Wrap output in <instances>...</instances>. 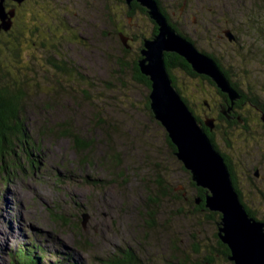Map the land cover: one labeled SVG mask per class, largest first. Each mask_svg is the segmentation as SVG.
<instances>
[{"label":"rangeland","instance_id":"374dc122","mask_svg":"<svg viewBox=\"0 0 264 264\" xmlns=\"http://www.w3.org/2000/svg\"><path fill=\"white\" fill-rule=\"evenodd\" d=\"M191 1L199 6L201 0ZM173 2L179 15L181 1ZM219 3L220 0H207L205 5L200 4L203 13L187 19L190 30L185 33L203 51L221 60L244 95L245 102L238 111L248 118V130L222 120L215 130L216 142L231 159L245 202L256 211L258 219H263L264 131L260 118L264 111V0L235 1L234 7L229 3L219 7ZM127 6L122 0H37L21 6L17 22L10 29L12 33L1 35L4 60L13 71V79L19 83L33 79L29 83L38 90L26 115L28 139L33 144L20 149L13 161L14 178H7L0 170V264L18 250L37 254L29 243L15 245L14 235L34 240L41 234L56 251L64 253V264H106L112 253L121 255L126 245L138 251L137 264H167L175 239L185 253L191 251L194 242L203 246L216 242L215 223L209 222L207 213L194 210L192 201L197 192L190 183L192 179L169 149L165 128L146 108L149 89L133 77V65L142 57L144 39L155 35V21L148 12L136 9L127 18ZM26 14L35 17L27 21L29 30L25 29ZM120 17L123 26L115 28V19ZM100 30H105L106 35H101ZM229 30L235 40L226 35ZM89 35L90 42L84 44V36ZM16 39L22 44L20 54L24 62H20L27 63L21 71L24 75L15 70L17 56L6 47L15 44ZM52 60L57 64L66 62L71 72L55 68L49 62ZM121 65L124 71L117 73ZM174 72L183 94L203 118L210 112L203 103L205 99L212 107L223 100L208 80L179 69ZM85 80H93L94 85L89 87ZM86 88L90 101L82 93ZM46 104L53 110H44ZM97 112L102 115H96ZM101 117L110 122L104 125L108 139L97 127ZM64 121L82 137L94 138L101 144L94 154V164L77 169L75 159L80 153L72 141L39 135L41 125L60 126ZM106 140L114 151L106 148ZM115 153L121 156L122 169L116 168ZM64 162L68 169L61 166ZM153 162L161 164L168 184L186 198L179 200L173 196L172 200H162L152 218L146 214L147 196L142 179L150 173ZM253 166L260 169L259 178ZM124 177L130 185L123 181ZM14 188H18V200L12 194V199L6 196ZM179 201L186 210L180 219L172 214ZM10 202L13 204L8 207ZM17 206L21 207L18 216ZM55 210L73 215L75 229L61 232L57 220L49 215ZM152 219H156L155 226ZM76 240L83 248L76 245ZM142 257L149 262L143 263ZM213 264L230 262L218 255Z\"/></svg>","mask_w":264,"mask_h":264},{"label":"water","instance_id":"95a60500","mask_svg":"<svg viewBox=\"0 0 264 264\" xmlns=\"http://www.w3.org/2000/svg\"><path fill=\"white\" fill-rule=\"evenodd\" d=\"M15 1L22 3L24 0ZM125 1L130 8L132 2L137 1L147 9L150 18L158 25V32L152 38L144 39L142 57L138 61L141 72L151 81L150 108L176 146L175 155L190 171L192 181L206 189V207L222 214L218 236L230 249L228 259L234 264H264V220L248 212L225 157L206 130V127L213 130L214 119L206 118L204 123L198 120L173 82L165 53L175 52L185 58L195 72L212 79L228 95L232 104L242 95L216 59L200 50L192 40L174 28L157 0ZM14 15L15 9L7 11L0 0V32L12 28ZM226 35L230 40L236 39L230 30L226 31ZM222 112L226 114V110ZM200 201L198 199L197 203ZM13 240L18 247L23 243L33 245L36 253L47 264H64V253L56 251L41 234L34 240L14 235ZM4 264L22 262L10 256Z\"/></svg>","mask_w":264,"mask_h":264},{"label":"trees","instance_id":"16d2710c","mask_svg":"<svg viewBox=\"0 0 264 264\" xmlns=\"http://www.w3.org/2000/svg\"><path fill=\"white\" fill-rule=\"evenodd\" d=\"M122 1H123V3H125V0H122ZM128 8L129 7L127 6V10H126L127 15H132L135 12L136 6L133 3V9L129 10ZM26 11H27V9H26ZM28 15H30V14H26L24 20H25V24H26L25 29L29 30V28L27 26V21H29L30 19L35 18V17H32V16L28 17ZM157 32H158V29H156L153 34H156ZM11 33L12 32L0 34V38H1V35H8ZM192 41L200 50H202L198 46L196 41H194V40H192ZM5 44H7V43H5ZM21 45L22 44H21V41L19 39H16L15 44H13V42H12L10 45H8V44L6 45L8 50L10 49L17 56L16 63H18V64L17 65L15 64L14 68L19 73L27 67V63L22 64V62H24V59H22V56L20 54V51L22 49ZM52 46L55 47V44H53ZM3 48H4V46L0 44V170L1 169L4 170L7 178H9V177L14 178V176H12V168H14L13 161L15 159H17V157L19 156L20 149H23V148L25 149L26 146L30 148L31 144H33L31 142V140L28 139V138H30V135H28L29 133L27 131L26 115H27V110L28 109L30 110V108L35 103L34 99L36 100L38 89L29 83V81H31L33 79H30L29 81H23L22 83H19L15 79H13V75H12L13 71H10L8 64H6L5 63L6 61L4 60V56H3L4 51H2ZM204 52L218 61L219 65L222 67V69L224 70L226 75L231 80L232 85L235 86L236 88H238L239 91H241L238 84L233 80L230 70H228L222 64L221 60L217 56H214V54H210L207 51H204ZM20 61H22V62H20ZM165 61H166V65L168 67V70H169V72L173 78V82L176 85V87L178 88V90L181 92L184 100L190 106V108L194 111V113L196 115H199L194 110V107L191 105L188 98L183 94L182 89L178 86L177 77L175 76L174 71L176 69H179V70H181V71H183V72H185L188 75H191L193 77H200L201 79L208 80L212 86L216 87V84L208 76L198 74L197 72H195L192 69L191 65L187 62V60L175 52L165 53ZM49 62L51 65H53L55 68L59 69L62 72H65L68 74H69V72H71L69 67L67 68L68 64L66 62H63V63L59 62L58 64H57V62L54 63L55 62L54 60L49 61ZM116 62L121 63L120 61H115V63ZM122 68H123V65H121L120 68H118L117 73L123 72L124 69H122ZM71 69H72V67H71ZM133 71L134 72H132V73H133V77L135 78V81L144 84L147 87V89H149V92H150L151 81H150L148 76L144 75L141 72L138 60L133 65ZM125 72H127V71H125ZM21 74L24 75L25 73L21 72ZM119 81L121 82V84H123L122 79L119 78ZM84 83L87 84L89 87H92L94 85L93 80H85ZM35 86H36V83H35ZM82 93L85 95V99L90 101L89 99L91 98V95H90L89 89L88 88L82 89ZM241 93H242V91H241ZM254 101L257 103L259 100L256 99ZM203 103H204V101H203ZM146 108L148 109L149 114L152 115V117H154L152 110L150 108L149 97L147 98ZM44 110L49 111V110H53V109L50 107V104H46ZM108 114H110V112ZM236 114L238 115L240 113L238 112ZM96 115H102V114L100 112H97ZM197 118L199 119V116H197ZM236 121H238V120H236ZM99 123L100 124H98L97 127L106 135V137L108 139V134L105 132V126L104 125H109L110 122L107 121L106 118L101 117L99 119ZM220 125L221 124L218 123L216 125V129H218L220 127ZM112 128H113V130L116 131L115 125H113ZM206 130L208 131V134L210 135L212 142L216 145L217 149L225 157V160H226V162L230 168V171L232 173L234 184H235V186H236V188H237L248 212L253 217L258 219L256 211L250 205H248L245 202V195L242 192L241 188L239 187L238 178H237L233 168L231 167V164H230V162L226 156V153L220 149L219 145L216 142L215 129H214V131H210L208 128H206ZM39 135L51 137V138L57 137L59 139H67L69 141H72L76 145L77 151L80 153V155L77 157V159H75V162L78 164L77 169H80L81 167H83V169H84L85 165L94 164V162H93L94 161V154L96 153L97 148L101 145L98 142H96V140L94 138L86 139V138L82 137L79 133L75 132L71 128V126L69 125V123L67 121H64L60 126L59 125H53L52 126L49 123L47 125H41L40 130H39ZM165 135H166V140H167L169 149L175 155L176 146L174 145L172 140L169 138L167 132H165ZM110 144H111V142H108L106 140V148L109 151H114L113 147L110 146ZM115 156L117 158V161H116L117 167L116 168L122 169V167H121L122 166L121 156L118 155V153H115ZM178 162L181 164V167L185 169V171L188 174V177L191 179V173L185 168V166L183 165V163L179 159H178ZM61 166L65 169H68L67 163H65V162ZM150 166H151V168L149 167L150 173L147 175V177L142 179V182H143V186H144V189L146 191V196H147L146 214H148L150 217L153 218L155 215H157V209L156 208H158L160 206V202L162 200H172L173 196L178 197L177 199H179V200L181 198L185 199L186 197L183 196L184 195L183 193L180 196V193L176 192L168 184L167 179L165 177L166 172L162 169L160 163L153 162V163H150ZM151 171L153 172L152 174H151ZM118 175H121V173H118ZM117 179H118V176H117ZM122 179H123V181H126L125 177ZM145 183H147V184H145ZM190 183L193 185V187L196 189V192H197L196 193L197 196L192 201L193 202V208L196 211L207 213V217L210 219L209 222L215 223V228H216L215 240H216V242L215 243H209V245H206V246L201 245L199 241L194 242L193 245L191 246V251L189 253H185L184 251H182L178 248V240L175 239L172 241V247L170 246L172 248L171 249L172 255H170L169 259L167 260V264H208V263L213 264V263H215V260H217V256H218L217 254H220V256H222L226 261H229L230 264H234L233 262H231L228 259V256L230 253V249H229L228 245L223 243L218 236V228H219V225L221 222L222 214L219 212H216V211H211L210 209H208L206 207V204H205L206 189H204L202 187H198L196 185V183H194L191 180H190ZM198 199H201L200 203H197ZM189 202L191 203V200H189ZM158 204H159V206H158ZM180 204H181V201L178 202L177 208L175 210H173V212H172V214L177 215L179 219L184 217V215L186 214V210L184 209L185 205L182 206ZM183 204H186V202L184 201ZM49 215L52 219L57 220V224H58L61 232H64V230H68V229L69 230L75 229V225H74L73 221L71 220V217L73 215H68L63 210L51 211ZM144 222L148 223L147 220H144ZM152 225L153 226L156 225V219H152ZM158 225L159 224L157 223V226ZM162 225H165V224H162ZM75 242H76V245L78 247L83 248L80 241L76 240ZM122 250H124L125 252ZM122 250H121L122 251L121 255H118L116 253H114V255H110V258L106 259V262H107L106 264H137L140 262L136 253L133 251L132 248H129V249L125 248ZM30 252H32V251H25L23 249L21 251L18 250V251L13 252L10 256L15 258L16 260L19 259L22 262V264H44L43 258L40 255L34 254V252H32V253H30ZM121 261L122 262L124 261V262L122 263ZM126 261H128V262H126ZM73 264H78V263L73 262ZM102 264H104V263H102Z\"/></svg>","mask_w":264,"mask_h":264},{"label":"flooded vegetation","instance_id":"af4514ba","mask_svg":"<svg viewBox=\"0 0 264 264\" xmlns=\"http://www.w3.org/2000/svg\"><path fill=\"white\" fill-rule=\"evenodd\" d=\"M2 1H3L4 5H5L7 11H10L11 9H15V15H14V17H12V28H13L14 27V24L17 22L16 17L18 16V9H20L21 6L27 5V4L32 3L34 1H37V0H24L22 3H19V2L15 1V0H2ZM116 1L117 2H120L121 0H116ZM180 1H181V3H180V13H179V15H177L178 12H176V10H175L176 7H175V4H174L173 0H158L161 10L167 16L169 22L179 32H181L182 34L186 35L185 31L186 30H190L189 29L190 27L186 24V22H188L187 19L190 16H194L195 17L198 14L199 15L202 14L203 13V8L200 7V4L205 5V3L207 2V0H201V1H199L200 2L199 6L195 5L194 2L191 1V0H179V2ZM235 1H238L239 2V1H242V0H220L219 5L218 4H216V5H218L220 7L223 3H229V4H231L234 7V6H236ZM133 3L136 6V8H135L136 10H140L142 12H146L147 13V9L145 7H143V6H141L137 1H133L132 2V7L131 8L129 7V10H132L133 9ZM88 5L89 4L87 3L86 6L88 7ZM210 13H213V11L210 10ZM133 15H134V13L132 15H129L127 18H131ZM104 16H105V14H104ZM194 19H195V22H198L196 20V18H194ZM204 19L206 20L207 18H203V19L201 18L200 20H204ZM0 22H1V20H0ZM102 23H105V22L103 21ZM111 25H113V24L111 23L110 26ZM114 25H116V26H114L115 28L122 27L123 26L122 18L121 17L118 18L117 21L115 19ZM155 25H156V27L153 28V31H155L156 29H158V26H157L156 23H155ZM105 29H108V27L106 25H105ZM9 32H10V30L9 31H3L2 30L0 32V34L9 33ZM99 33L101 35H106L105 30H103V31L100 30ZM186 36H188V38H190L189 35H186ZM84 37H85L84 38V41H83L84 44H87L88 42H90V35L89 36H84ZM133 37L134 36H132V39H133ZM122 39L124 40V37L123 36H122ZM190 40H192V37L190 38ZM129 48H132V45H129ZM216 89H217V92L223 97V100H221V103L219 102L218 105H215V107H212V106H210L209 101L207 99H205L204 100V104L209 108V111L210 112H208L205 115V118H203L201 115H196V116H199V119L198 120H200L201 122L204 123V121L206 120V118L214 119L215 126H214L213 130H210L208 127H206L210 131H214V129L217 130L216 129V125L220 121H222V120L223 121H226L229 125H239L240 124L241 127L247 131L248 130V127H249L248 118L245 115H242L238 111V108H240L241 105H243V103L245 102L244 101V96L241 93V91H239V89L236 88L240 92V94L242 95V97L240 99H238L234 104H232V102L229 99V97H228L227 94L223 93L217 86H216ZM252 105H254L253 102H252ZM262 108L264 109L263 106H262ZM222 110H226V114H224L222 112ZM215 112H216L217 115H211V114H213ZM238 112L241 115L240 114L237 115L236 113H238ZM262 114L264 116V111H263ZM236 120H238V121H236ZM260 121H261V123H260L261 124V127H262V129L264 131V119L263 118H260ZM226 156H227V158H228V160H229V162L231 164V167L233 168L232 163H231V159L227 155V153H226ZM252 168L255 169V175H256V177L261 176V172H260V169L259 168H257L256 166H253ZM260 220H264V218L263 219H260ZM217 255H220V254H217Z\"/></svg>","mask_w":264,"mask_h":264},{"label":"bare ground","instance_id":"6f19581e","mask_svg":"<svg viewBox=\"0 0 264 264\" xmlns=\"http://www.w3.org/2000/svg\"><path fill=\"white\" fill-rule=\"evenodd\" d=\"M62 106H63V105H62ZM41 115H42V114H41ZM48 117H49V116H48ZM109 120H110V119H109ZM98 131H99V130H98ZM19 135H20V134H19ZM9 144H10V143H9ZM11 146H12V145H11ZM25 146H26V145H25ZM92 146H93V145H92ZM39 147H40V146H39ZM11 153H12V152H11ZM42 154H43V153H42ZM35 155H36V154H35ZM102 155H103V154H102ZM27 157H28V155H27ZM27 157H26V158H27ZM14 158H15V157H14ZM137 167H138V166H137ZM178 167H179V166H178ZM18 169H19V168H18ZM130 176H131V175H130ZM130 176H129L128 178H132V177H130ZM150 176H151V175H150ZM19 177H20V176H19ZM167 177H168V176H167ZM144 178H145V177H144ZM116 179H117V178H116ZM132 179H133V178H132ZM74 180H75V179H74ZM77 180H78V179H77ZM112 180H114V179L111 178V181H112ZM130 180H131V179H130ZM93 181H94V180H93ZM132 181H134V180H132ZM98 182H99V181H98ZM125 183L128 184V185L131 184V182H130L129 180H126ZM125 183H124V184H125ZM147 183H148V182H147ZM147 183H145V184H147ZM162 183H163V182H162ZM124 184H122L121 186H123ZM132 184H133V183H132ZM134 184H135V183H134ZM128 185H127V186H128ZM134 186H135V185H134ZM124 187H125V186H124ZM130 187H131V186H130ZM132 187H133V186H132ZM132 187H131V188H132ZM157 187H158V186H157ZM126 188H127V187H126ZM131 188H130V189H131ZM137 188H138V187H137ZM137 188H136V189H137ZM133 189H134V188H133ZM140 189H141V188H140ZM140 189H138V190H140ZM127 190H128V189H127ZM9 191H11L12 193H10V194H6V196H8L10 199H12V198H11V194H12L14 200H15L16 197H17V200L19 199L18 196H16V195L19 194V193H18V188H14V189H12V190L10 189ZM124 191H125V189H124ZM8 193H9V192H8ZM134 193H135V192H134ZM136 193H137V192H136ZM145 194H146V193H145ZM161 194H162V193H161ZM15 196H16V197H15ZM107 197H108V196H107ZM262 199H263V198H262ZM11 201H13V200H11ZM149 202H150V201H149ZM8 203H9V202H7V204H8ZM15 203H16V201H15ZM11 204H13V202H10V204L8 205V207H11ZM114 204H115V203H114ZM158 206H159V204H158ZM114 208H115V207H114ZM20 209H21V207H18V206H17V213H16L17 216H18V213L20 214ZM113 211H114V210H113ZM105 212H106V211H105ZM116 212H117V211H116ZM14 217H15V216H14ZM61 220H62V219H61ZM19 222H20V221H19ZM143 224H144V223H143ZM149 227H150V226H149ZM65 234H66V233H65ZM158 239H159V238H158ZM157 242H158V241H157ZM79 246H80V245H79ZM130 246H131V245H130ZM130 246L126 245V247H125V246H124V247H125L126 249H129V248H131ZM136 246H137V245H136ZM150 246H151V245H150ZM125 248H122V249H125ZM154 248H155V247H154ZM156 248H157V247H156ZM122 249H121V250H122ZM132 249H133V248H132ZM130 250H131V249H130ZM136 250H137V249H136ZM155 250H156V249H155ZM19 251H20V250H19ZM111 251H113V250H111ZM122 251H124V250H122ZM126 251H127V250H126ZM133 251H134V252L136 253V255H137L138 251H135V249H133ZM117 252H118V251H117ZM124 252H125V251H124ZM130 252H131V251H130ZM110 253H111V252H110ZM118 253H119V252H118ZM128 254H129V253H128ZM128 254H127V255H128ZM18 255H19V254H18ZM111 255H114V253H112ZM134 255H135V254H134ZM125 256H126V255H125ZM137 256H138V255H137ZM78 257H79V256H78ZM78 257H77V258H78ZM126 257H127V256H126ZM129 257H130V256H129ZM129 257H128V258H129ZM109 258H110V257H109ZM119 258H120V257H119ZM130 258H131V257H130ZM139 258H140V260H141V257H139ZM79 259H80V258H79ZM134 259H135V258H134ZM142 259H143V257H142ZM129 260H130V259H129ZM111 261H112V260H111ZM104 262H105V261H104ZM121 262H122V261H121ZM123 262H124V261H123ZM123 262H122V263H123ZM126 262H128V261H126ZM145 262H149L148 258L146 259ZM145 262H144V259H143V263H145ZM148 264H150V263H148Z\"/></svg>","mask_w":264,"mask_h":264}]
</instances>
